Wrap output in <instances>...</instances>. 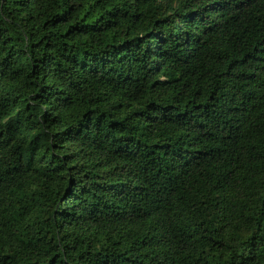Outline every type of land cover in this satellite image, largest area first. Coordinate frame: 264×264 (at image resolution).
<instances>
[{"label": "trees", "instance_id": "obj_1", "mask_svg": "<svg viewBox=\"0 0 264 264\" xmlns=\"http://www.w3.org/2000/svg\"><path fill=\"white\" fill-rule=\"evenodd\" d=\"M0 264H264V0H0Z\"/></svg>", "mask_w": 264, "mask_h": 264}]
</instances>
